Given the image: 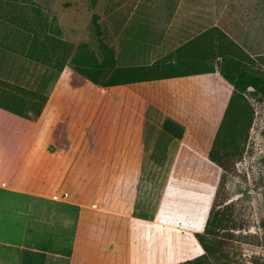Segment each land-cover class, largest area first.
I'll return each instance as SVG.
<instances>
[{
    "label": "rangeland",
    "instance_id": "rangeland-1",
    "mask_svg": "<svg viewBox=\"0 0 264 264\" xmlns=\"http://www.w3.org/2000/svg\"><path fill=\"white\" fill-rule=\"evenodd\" d=\"M135 1L124 0L123 10H131ZM203 1L199 2L201 9L212 10L220 4ZM220 1L224 6L219 9L221 15L244 20L255 16L264 26V0ZM102 6L91 0H0V42L12 47L22 60H42L47 41L44 22L55 24L57 33L58 15L75 11L82 22L83 43L103 58L107 52L103 44L108 45L105 27L101 23L103 36L98 39L92 25L94 12ZM172 6L171 0H157L155 11L172 10ZM257 42L261 48L254 53L263 57L252 64L264 73V34ZM117 65L129 67L123 66L124 62ZM4 82L0 81V103L22 112V117H41L40 93L17 84L18 88L6 86ZM114 88L113 108L111 103L102 106L90 131L95 148L83 147L107 162L79 164L81 169L62 185V189L69 188L84 205L99 212L84 218L71 264H264V98L252 88L244 92L251 127L243 138L245 142H241L240 153L232 159L235 165L223 171L208 158L222 116H213L209 129L208 116L196 115L193 121L187 120L191 131L185 141L155 131L148 156L142 161L141 88L138 84ZM238 111L231 108L226 116L222 143L233 139L235 129L242 125V110ZM163 118L153 121L155 128L161 126ZM59 122L56 116L43 127L40 123L30 138L37 147L33 151L31 146L33 152L29 153L48 155L46 149L58 132L61 144L64 142L69 124ZM112 128L116 129L114 137L109 138ZM108 144L114 145L113 152ZM66 147L69 154L72 148L68 144ZM216 195L217 205L213 208ZM210 219L219 220L221 226L215 227Z\"/></svg>",
    "mask_w": 264,
    "mask_h": 264
},
{
    "label": "crops",
    "instance_id": "crops-1",
    "mask_svg": "<svg viewBox=\"0 0 264 264\" xmlns=\"http://www.w3.org/2000/svg\"><path fill=\"white\" fill-rule=\"evenodd\" d=\"M171 1L172 10L160 11H155L157 0H136L128 11L123 10L124 0L96 1L97 6H103L94 13L99 14L105 27V43L116 52V62L142 67L170 62L174 68L170 77L151 76L131 83L138 84L142 93V145L152 143L155 131H164L162 126L148 128V122L153 123L151 115L161 114L179 121L186 126L187 133L191 131L187 120L193 121L196 115L208 116V129L213 125V116H224L233 85L220 74L221 59L215 61L219 62L215 63V72L187 69L195 68L197 59L203 64L209 62V57L205 60V51L219 41L213 35L223 32L251 57L260 56L254 52L261 48L257 39L264 34V26L259 25L255 16L244 20L221 15L220 8L224 6L220 0H214L220 4L212 10L199 7L203 0ZM44 23L47 41L42 60H22L12 47L0 42V80L26 87L42 98L41 117L36 119L22 117L0 105V264L73 262L84 218L99 212L84 205L69 188L62 189V185L81 169L79 164L107 162L105 157L83 147L95 148L90 131L100 108L108 103L113 108L114 87L124 86H101L103 93L99 99L100 85L80 71L82 59L77 55L83 43V30L77 12L58 15L57 33L55 24ZM56 116L59 124H69L64 142L61 144L58 132L46 149L48 155L29 153L31 146L33 151L37 147L30 140L36 128ZM115 130L110 129L109 138L114 137ZM66 144L72 148L69 154ZM107 148L113 152L114 145L108 144Z\"/></svg>",
    "mask_w": 264,
    "mask_h": 264
},
{
    "label": "trees",
    "instance_id": "trees-1",
    "mask_svg": "<svg viewBox=\"0 0 264 264\" xmlns=\"http://www.w3.org/2000/svg\"><path fill=\"white\" fill-rule=\"evenodd\" d=\"M96 1L97 0H91L92 4L96 3ZM92 25L95 30V35L98 39H101L103 36V29L100 23L99 14H93ZM213 37H216L219 41L216 45H211L209 51H205V60L207 57H209V62H204L203 64L201 63L200 59H197L198 62H194L195 68L187 67V69H195L199 71L198 73L215 72V61L216 59L220 58V74L225 81L233 85V92L230 97L227 109L216 133L212 147L208 153L209 160L224 171L227 169V167L235 165L232 159L236 157V154L240 153L241 142H245V139L243 138L248 134V131L251 127L252 117L246 110L249 109L250 106L244 97V92H246V90L249 88H252L258 92L262 98H264V73H262L261 70L255 68L252 64L254 60H256L258 57H263V55L256 56L255 58L251 57L223 32H219L216 35H213ZM103 46L107 51L105 57L103 56V58H100L98 54L89 50V47L86 43H82V46H80V54L78 53L77 55V58L80 57L82 59V62H80V71L85 74L93 83L100 84V86L97 88L99 99L103 93V86L108 87L141 82L142 80L148 79L151 76L163 75L162 77H170L171 73L173 72L174 68L171 66L170 62H156L153 66L148 67H142V65L119 67L117 66L114 50L109 48L106 44H103ZM4 83L6 86L14 85L9 82ZM12 87L17 86L14 85ZM0 105L5 109L17 112L13 107H8L6 104L0 103ZM231 108H233L234 111L238 108L239 111L242 110L241 115H243V123L240 128L235 129V136L233 139L222 143V126L226 116L229 115ZM238 112L235 114L234 120L237 118ZM17 113L20 115L23 114L22 112ZM241 115H239L240 118ZM23 116L28 117L26 114ZM149 117L152 118V121H154L156 118L164 117L161 126L165 132H169L180 139H184V141L189 139V134L187 133L186 129L184 127L181 128V126L170 117H166L161 114L155 116L151 115ZM148 125H150L148 127L150 129L155 128L154 123L151 124L148 122ZM176 131L180 132L178 133ZM148 146L149 144L142 145V152H147ZM143 157L145 156L142 155V158ZM223 179L224 177H222V182ZM218 193L219 192H217V195ZM217 195L214 199L213 208L217 205ZM209 223H213L215 227L221 226L219 220L215 222L214 219H210ZM200 236L203 237V234H200Z\"/></svg>",
    "mask_w": 264,
    "mask_h": 264
}]
</instances>
